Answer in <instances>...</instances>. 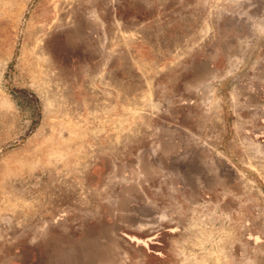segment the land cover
Instances as JSON below:
<instances>
[{
	"label": "rangeland",
	"instance_id": "1",
	"mask_svg": "<svg viewBox=\"0 0 264 264\" xmlns=\"http://www.w3.org/2000/svg\"><path fill=\"white\" fill-rule=\"evenodd\" d=\"M216 258L264 264V0H0V264Z\"/></svg>",
	"mask_w": 264,
	"mask_h": 264
},
{
	"label": "crops",
	"instance_id": "2",
	"mask_svg": "<svg viewBox=\"0 0 264 264\" xmlns=\"http://www.w3.org/2000/svg\"><path fill=\"white\" fill-rule=\"evenodd\" d=\"M193 152L197 155V157H196L197 159H195L194 163L195 164L200 163L201 167L203 169H205L206 172L203 173V175L199 176L196 179V181H194L192 183H188V187L191 189V191H192V188H195V189L197 188L196 191H198V190L203 191L205 189H209V188H207L208 186L215 187L222 178L220 176H217L214 174H213V177H211V175H210L211 169L208 166L209 161L204 157L201 146H192V147H189L187 150H184L183 151V154H184L183 158L185 159L184 161L186 162V160H189L188 164H190L192 156H193V155L192 156H190V155L193 154ZM186 158H188V159H186ZM206 174H208V178L206 181H203V176L205 177ZM193 175H195V174H193ZM213 264H219V261L217 258L214 260Z\"/></svg>",
	"mask_w": 264,
	"mask_h": 264
}]
</instances>
